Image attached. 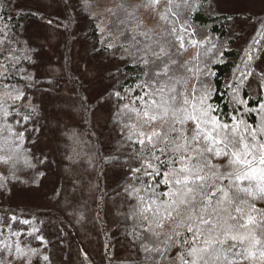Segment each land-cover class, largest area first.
Returning <instances> with one entry per match:
<instances>
[{
	"label": "snow or ice",
	"instance_id": "1",
	"mask_svg": "<svg viewBox=\"0 0 264 264\" xmlns=\"http://www.w3.org/2000/svg\"><path fill=\"white\" fill-rule=\"evenodd\" d=\"M184 4L192 7L190 0ZM38 18L46 19L44 15ZM47 23L51 25L53 20L47 18ZM184 32L187 27L177 30L173 23L155 39L154 47L143 50V55L137 50V66H143L144 76L138 88L143 94L133 92L120 109L121 133L129 145L122 151L128 155L123 161L119 155L112 161L130 181L124 187L130 198L125 219L131 222V236L140 245L138 251L144 253L142 264H240L229 259V254L264 264V211L250 202L257 197L264 200V97L260 96L264 68L257 71L259 65L252 67L256 58L253 49L259 55L264 54V47L256 48L261 42L254 41L246 50L245 71L225 84L231 111L226 110L228 105L222 111L219 104H213L219 89L213 87L210 77L215 73L207 63L203 68L190 67V62L181 60ZM221 47L213 44L212 49L219 51ZM9 58L16 57L10 54L6 61ZM0 69V77H5L8 68L0 65ZM187 73H193L195 82ZM253 81L258 97L254 107L241 94ZM4 89L0 112L5 119L13 114L20 117L15 125L24 129L15 131L8 123L0 127V133L8 134L4 144L8 145L11 138L15 145L8 151L16 153L21 149L19 142L30 132L27 122H35V106L28 110L23 105L25 93L14 86L5 84ZM113 94L117 100L126 98L119 91ZM17 101L21 102L20 111L16 110ZM21 111L27 114L21 116ZM252 113L257 119L249 122L245 116ZM132 118L134 123H130ZM10 162H14L11 155L0 156V164ZM241 181L255 183L242 186ZM5 187L0 183V194ZM255 228L260 229L259 234ZM35 238L46 246L43 236ZM38 251L30 249L34 255ZM16 253L0 264H16L17 260L24 264L27 254L19 245ZM43 260L49 257L45 255Z\"/></svg>",
	"mask_w": 264,
	"mask_h": 264
},
{
	"label": "trees",
	"instance_id": "2",
	"mask_svg": "<svg viewBox=\"0 0 264 264\" xmlns=\"http://www.w3.org/2000/svg\"><path fill=\"white\" fill-rule=\"evenodd\" d=\"M56 1L61 7L60 15L39 10L37 15L30 16L28 13H37V10L25 6L22 0L18 6L17 0H10V3L9 0H0V52L3 53L0 55V65L8 68L5 74L7 78L0 77V93L5 91V84L23 91L25 93L23 105L30 110V106L25 104L30 89L59 91L62 81H69L75 87L76 98L84 111L80 126L92 143L97 160L95 173L98 184V209L96 219L105 248L102 252V259L98 258L86 245L75 226L58 210L51 207L17 205L11 198L12 196L8 194L9 188L17 192L37 182L42 176L41 173L43 175L44 172L50 173L48 163L42 160V152L35 148L30 149L31 141L38 137L36 131L33 132L31 129L42 126V121L34 112L32 120L35 122H27L30 132L24 139L26 147H29V151L24 153L27 162L24 160L18 162V165L13 168L17 181L9 182L7 179L4 183L6 187L3 194H0V260L7 261L15 257L17 255L16 246L19 245L21 250L27 254L24 264H69L73 256L77 258L78 264H142L144 253L142 250L138 251L140 245L131 236V222L125 219L129 210L130 198L125 194L124 187L130 181L121 173L116 182L113 181V183L107 179V182H110L106 184V175L111 170H119L113 166L112 161L117 155L122 161L128 155L122 151L129 145L124 142V136L121 133L123 118L120 109L129 102L133 92L135 95L143 94L138 88V85L143 83L144 76L143 66H137V50H141L140 54L143 55V50L154 47L155 39L171 29L173 23L177 30L187 27V32L182 33L185 44L181 50L182 62L188 61L190 67L199 66L200 68L207 63L209 69L215 73V76L210 77L213 87L219 89L213 98V104H219L222 111L225 110L224 106L228 105L226 110L230 112L231 105L228 103L229 95L225 94V84L234 77L238 78L241 72L245 71V52L254 41L261 42L256 45V48L264 47V12L255 17L251 13L211 12L208 7L211 0H190L192 7H187L184 0H165L166 12L159 26L161 32L151 35L150 31L143 33L136 27L137 15L130 13V8L133 7L131 0L119 2L117 8L114 11L110 10V13L109 10L104 13L96 10L105 0ZM173 12L175 15L172 14ZM39 15H44L46 19L39 20ZM47 18H51L53 20L51 25L64 35L63 59L60 63L66 78L39 77L31 74L32 70L40 69L45 63L42 58L43 48L30 43L27 31L41 23H47ZM193 32H195L194 35H192ZM77 39L88 47V60L102 62L108 66L103 74L108 80V87L94 104L81 103L82 100L85 102L86 84L73 73L70 52L72 43ZM213 44L223 47L219 51H214ZM191 49H195L194 53L188 60H185V53ZM220 51H223V57L220 56ZM10 54H14L16 58H9L6 61L5 58L10 57ZM253 55L256 58L252 67L259 65L256 69L259 71L262 68L261 61L264 54L258 55L253 49ZM187 75L195 82L193 73H187ZM115 91H119L121 96L126 98L117 100L113 94ZM241 94L249 100L253 107L256 106L258 97L257 85L254 81L250 87L244 88ZM260 96L264 97V91L260 92ZM102 99L111 102L114 114L108 128L116 135L113 141L105 145L101 142L100 134L92 131L88 122L91 109ZM33 103L36 106L35 100L32 105ZM20 105L21 102L16 106L17 111H20ZM20 114L23 116L27 112L21 111ZM19 118L13 114L4 120L12 124L15 131H23L22 127L15 125V121ZM245 119L254 122L257 117L255 113H252L246 115ZM134 122L132 118L130 123ZM124 171L127 169L125 168ZM240 183L242 186H248L249 183L255 182L241 181ZM165 190L166 187L161 185V191ZM117 193L123 196V211L114 224L110 225L104 218L102 208L106 200ZM250 202L254 203L257 209L264 211V200L257 197ZM13 216L16 220H12ZM24 220H28L29 224L22 223ZM255 231L257 234L260 233L259 228H255ZM37 235L44 237L47 241L46 246L35 238ZM229 243L233 242L229 241ZM30 249L39 251L34 255ZM124 254L129 256L125 257ZM45 255L49 257L48 261L43 260ZM228 258L237 259L240 264H253L251 260L244 261L242 257L232 254H229ZM16 264H20V261L17 260Z\"/></svg>",
	"mask_w": 264,
	"mask_h": 264
},
{
	"label": "rangeland",
	"instance_id": "3",
	"mask_svg": "<svg viewBox=\"0 0 264 264\" xmlns=\"http://www.w3.org/2000/svg\"><path fill=\"white\" fill-rule=\"evenodd\" d=\"M119 2L123 0H105L96 10L101 13L109 10L110 13V10L114 11L117 8ZM165 2V0H154V2L153 0H131L133 7L130 8V13H136L135 24L140 32L150 31L151 35L161 32L159 26L166 12ZM22 3L49 14H61V7L56 0H22ZM208 7L211 12L251 13L255 17L264 12V0H211ZM105 18L108 20L106 14ZM27 34L31 44L43 48L42 58L45 63L40 69L32 70L31 74L39 77L66 78L60 63L63 59V33L44 22L30 28ZM194 51L195 49L187 51L185 60H188ZM87 54L88 47L82 41L77 39L72 43L70 55L73 73L86 84L84 98L85 103L89 105L94 104L108 87V80L103 76L108 66L102 62L88 60ZM261 66L264 68V57ZM28 93L29 97L25 104L30 107L35 106L34 103L32 105L35 100L37 102L35 115L42 121V126L37 127L38 137L31 141L30 149L35 148L42 152V160L48 163L50 173L44 172L37 182L17 192L9 188L8 194L17 205L51 207L58 210L75 226L89 249L102 259L105 244L96 219L97 160L94 147L80 126L84 111L76 98V89L71 82L62 81L59 91L30 89ZM3 94L4 92L0 93V99L3 98ZM17 94V92L12 93V95ZM102 100L91 109L88 122L92 131L100 134L101 142L105 145L113 141L116 135L108 128L114 114L111 102ZM19 103L20 101H17L16 106ZM7 106L9 105H5V108ZM5 123L6 120L0 112V127ZM7 136L6 132L0 133V145L3 146L0 148V156L11 155L14 162L7 165L0 164V183H5L7 179L9 182L17 181L13 168L22 160L27 162L24 153L29 151V147H26L23 140L19 142L22 144L18 152H9V146L15 145L11 143V138L8 145L4 144V138ZM120 175V170H111L106 175V184L110 182H107V179L116 182ZM102 209L105 220L110 225L114 224L123 211V196L118 193L112 195L106 200ZM124 256L129 255L124 254ZM69 264H78L77 258L75 256L70 258Z\"/></svg>",
	"mask_w": 264,
	"mask_h": 264
}]
</instances>
